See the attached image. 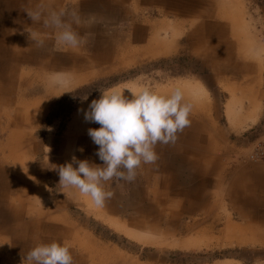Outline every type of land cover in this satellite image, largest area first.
<instances>
[{
    "label": "rangeland",
    "instance_id": "374dc122",
    "mask_svg": "<svg viewBox=\"0 0 264 264\" xmlns=\"http://www.w3.org/2000/svg\"><path fill=\"white\" fill-rule=\"evenodd\" d=\"M81 1L58 0L57 4L54 3L51 6V3H46V6L57 11L64 9L69 14L75 11L82 21L88 20L91 16L96 18V22L91 25L83 22L80 25L73 23L75 31L77 27L83 29L79 32L81 36L89 35L85 45L72 49V51L77 52L85 64H92L82 70L56 71L52 76L49 75L47 78L55 83L57 90L62 86H69V89L53 96L52 100L41 98L47 110L40 114V121L36 126H17L10 131L16 132V129L22 128L30 131L35 138L33 142L35 151H30L29 154L27 151L31 166H26V164L25 166L34 175L33 183L47 189L53 198L59 201L57 208L50 210L53 213L52 217L58 219L56 224L61 228L75 224L79 230L90 234L98 242L114 248L118 253L115 256H121L119 264H226L230 261L234 264H264V237L260 236L264 234V223L258 221V219L264 220V191L260 187L256 188V191L239 192L238 195L244 198L242 201L232 198L233 191H231L232 186L242 185L236 179L241 169L245 168L246 174L255 172L264 174V162L255 163L248 160L251 145L257 140L264 139V0H242L243 7L239 5L236 9L233 6V10L221 0H206L205 2V10L209 18L207 23L225 25L228 29L227 40L234 45L233 58L230 63L237 65L239 69L248 65L254 66L250 72L240 69L228 74L224 73L226 72L225 55L222 57V64L217 67L219 70H215L213 60L208 59L210 55H200L195 51V41L189 43L186 39L189 33L196 29L198 22L195 18H198L203 10L198 8L199 5L204 6L198 0H183L190 1L189 4L192 5L185 17L174 15L167 17L161 13L166 9H158L156 5H144V0H139L137 9L133 6L132 0L125 6L118 5L120 0L117 2L108 0L111 3L115 2L117 6L115 8L109 3L112 7L110 9L104 7L106 0H102L101 8L98 7L99 0H89L87 6H80ZM90 9H100L101 14L96 15L90 12ZM231 12L232 18L233 16L234 18L241 17L244 22V25L235 31L234 39L232 29L229 27L232 24L228 19ZM192 22L193 25H191ZM40 24L43 26V20ZM136 25H154L155 28L161 29L159 33L162 35L168 27H172L170 35H176L175 49L170 54L162 55L160 50L167 48V45L164 46L157 42L149 43L153 37L152 34H149L144 41L132 42L130 37ZM93 29L97 30L95 34L91 32ZM207 29L209 32L210 28L207 27ZM51 31V38L55 43V31L53 29ZM10 32L17 40L21 37H30L26 31L22 32L19 29H11ZM94 35L101 38L103 52L111 46L109 62L100 65L93 63L94 55L89 49V40ZM248 40L253 43L252 46H245ZM248 48L253 49V52H259L263 48L260 60L255 57L258 54L249 53ZM64 51V47L59 49L54 47L55 54ZM258 65L262 67L261 72ZM26 69L31 72L36 71L33 67H26ZM187 83L201 84L208 91L209 99H201L199 104L191 102V98L187 95H185V100L200 107L201 121L208 126L205 139L209 138L208 133H210L211 139L215 141L216 148L213 150V157L216 158L218 164L217 167L214 166L215 169L209 175L211 184L208 188L204 211L199 210L193 215V218L200 224L196 231L169 234L162 226L152 229L154 231L139 228L129 220L131 211L100 216L103 207H96L94 204L93 207L89 206L86 197L82 196L77 189L59 188V167L71 162L73 156L81 160L79 150L83 148V142L92 140L88 135V130L97 128L91 122L85 121L81 109L84 105H89L93 100L99 99L101 93L98 89L124 87V90L129 92V89L134 87H148L157 92L160 89L167 90L170 86L184 87ZM252 91L255 97L259 96L257 98L259 110L254 123L248 120L250 119L248 116L250 117L253 112L249 102ZM84 97L87 99L84 100ZM231 101L234 103L232 106L234 116L237 118L236 122L227 112ZM87 110L84 108V111ZM31 111L32 109H22L18 112H20L19 116L22 115V120H25ZM5 139H7L6 136L3 140ZM2 144L3 147L0 150L8 151V146L12 150L15 146H11L15 144L12 142ZM76 166L73 165V167ZM170 171L182 180L191 172L181 166L179 159L171 166ZM142 173L140 169L137 170L134 182L128 183L113 179L106 182L104 188L106 191L115 193L116 198L122 196L127 199L128 197L140 199L144 196L146 186L151 183L141 181ZM135 182H138L139 186L138 191L133 194ZM159 188L162 190L161 185ZM140 192L142 195L139 194ZM42 197L43 195L38 197L39 201L37 200L35 207L38 205L44 210L48 202L46 196ZM246 200L250 201L246 203ZM169 203L172 207L180 206V210L185 204L180 199L169 200ZM208 210L211 212L210 218L206 214ZM240 212L248 214L247 217L240 216ZM228 215L233 216V222L241 230L234 229L226 232ZM109 221L115 222L116 227L119 225L132 235H126L119 227L121 231H118ZM259 231L260 235H258ZM193 240H203V242L196 247H184V244ZM0 248H2L1 242ZM0 252L12 253L1 250ZM17 258H19L18 264H22V257Z\"/></svg>",
    "mask_w": 264,
    "mask_h": 264
},
{
    "label": "crops",
    "instance_id": "0c3cea01",
    "mask_svg": "<svg viewBox=\"0 0 264 264\" xmlns=\"http://www.w3.org/2000/svg\"><path fill=\"white\" fill-rule=\"evenodd\" d=\"M88 1L82 0L80 6H87ZM113 1L117 2V0ZM129 1L120 0L119 4H117L125 6ZM132 1L133 6L137 9L139 0ZM198 1L204 4V6L199 5L198 7L203 10L198 15V18H195L198 22L196 29L191 31L186 38L189 43L195 41V51L199 52L200 55H210L208 59L213 60L215 70H219L217 67H220L223 61L222 57L225 55V74L240 69L249 72L253 70L254 66L252 65L245 66L244 68L240 67L239 69L237 65L230 63V60L233 58L234 45L227 40L228 29L225 25L221 24L209 25L207 23L209 20L207 17L208 13L205 10L206 0ZM115 2L111 3L106 0L104 7L110 9L112 5L116 8ZM189 2L183 0L143 1L144 5H156L158 9H166L161 13L167 17L169 15L176 17L187 16L192 8ZM41 3L45 5L46 3H51L52 6L54 3L57 4L58 0H0V145L5 142L15 143L11 145H15L12 150L10 146H8V151L4 149L0 150V242L2 245L0 250L12 252L10 254L0 252V264H18L19 258L17 257H22V254L26 255L32 247L39 243H51L53 241H67L72 246L70 251L73 255L74 264H104L105 262L110 264L112 261H116L118 264L121 263V256H115L118 253L114 248L112 249L98 242L90 234L79 230L75 224L67 228H61L56 224L58 219L52 217L53 213L50 210L51 208H57L59 201L55 200L47 189L36 186L32 181L33 173L26 169V166H31L27 155L30 151L34 150L33 147L35 148L33 145L35 138L30 131L22 128L16 129V132H10L12 128L17 126H36L40 121V114L45 113L47 110V107L41 102V98L52 100L53 96H56L63 90L67 91L69 89V86H62L61 89L57 90L55 83L53 81L50 82L47 78L49 75L52 76L56 71L82 70L92 64H85L82 57L68 47H64V52L55 54V43L51 38V28H44L40 22L33 24L25 12L26 9L35 10ZM226 4L231 9L233 8L230 3L226 2ZM102 5L103 1L99 0L98 7L101 8ZM91 10L90 12H94L96 15L101 14L100 9ZM230 14L228 19L232 25L229 27L232 29V38L234 39L235 27L233 18L231 17L233 14L232 12ZM191 25H193V22ZM72 27L74 28L73 24ZM207 27L210 28L209 32ZM11 29H19L27 33L28 31L38 32L40 33L39 38L45 41V46L42 48L33 46L34 41H31L30 37H21L17 40L10 32ZM82 30L77 27L78 33L82 32ZM172 30V27H168L162 35L159 33L161 29L155 28L154 25H136L130 39L132 42H141L147 39L149 34H152L153 37L149 40V43L157 42L164 46L167 45V48H161L160 50L162 55H167L175 49L176 35H170V31ZM96 31L93 29L91 32L95 34ZM100 39V37L94 35L89 40V49L94 55L93 63L98 65L109 62L111 57V46L107 48L106 52H103ZM246 42L245 46L253 45L250 40ZM247 50L250 53L251 49L248 48ZM262 50H259V56H255L259 60L263 54ZM259 66L258 69L261 72L263 64L262 67ZM26 67H33L36 71H28ZM192 85L193 88H198L196 85ZM186 86L187 84L180 88L184 91L185 95L191 98V102L199 104L200 101L192 97L188 90L189 88ZM175 88L177 87L170 86L169 89H160L157 93L168 95L166 93H172ZM88 106L86 104L82 109H88ZM196 106L193 107L190 115L191 126L185 128L184 132L179 134L178 141L174 145L158 144L155 149L159 156L158 161L155 164H142L139 168L143 172L141 181L151 182L146 186L144 196H141L140 199L134 197H128L127 199L122 198V196H117L116 198V194L113 193V197L106 201L103 211L101 214L99 213L100 216L112 213L123 214L131 211L129 220L133 225L139 228L150 229V231H154L152 229H158L162 226L165 232L169 234L194 232L199 228L200 224L193 218V215L199 210L204 211L205 201L208 197V188L211 184L209 175L215 169L214 166L217 167L218 164L216 158L213 157L216 143L211 139L210 133H208L209 138L205 139V132L208 126L201 121L200 107ZM22 109L35 110L29 114V116H32V114L34 116L31 117V121H27L28 118L22 120V115L19 116L20 112L18 111ZM248 118L250 117L248 116ZM248 120L254 123L257 117L254 122L250 119ZM92 125L96 126V129L100 128V125L97 123H92ZM5 136L7 139L3 140ZM2 145L0 148L3 147ZM4 148L6 147L4 146ZM82 149L83 152L79 150L82 161L87 160L91 164L102 166V161L96 155L98 146L92 140L84 141ZM177 159H179L182 167H186L191 171L190 175L183 180L180 177L177 178L176 174L170 171L171 166L175 164ZM67 161H70V159H67ZM176 163L179 164V162ZM9 170L10 172H8ZM244 170L246 169H241L239 171L241 173L236 177L237 182H241L242 185L231 187V191H233L232 198H235L237 201L244 200L243 196L238 195L239 192L254 191L260 187L264 191V174L258 172L246 174ZM161 173L164 174L160 175ZM232 184L235 185L234 183ZM160 185L162 190L159 188ZM138 186L139 183L135 182L133 194L138 191ZM139 194L142 195L141 192ZM40 195L46 196L48 202L45 205L47 208L44 210L39 208L38 205L35 207ZM174 199H180L185 202L181 210L180 206H170L171 202L169 203V200L172 201ZM86 200L89 206H94L89 197H86ZM249 201L246 200V203ZM243 202L245 203V201ZM206 214L209 218L211 217L209 210ZM239 214L242 217H247L248 215L245 212H240ZM186 218L189 220L186 221ZM258 221H260L259 223H264L262 219H258ZM109 222L118 231H121L116 227L115 222ZM235 228H238V225L233 222V216L228 215L226 232H230ZM258 233L260 235V231ZM125 234L128 235L127 233ZM260 236L264 237V234L262 233Z\"/></svg>",
    "mask_w": 264,
    "mask_h": 264
},
{
    "label": "clouds",
    "instance_id": "9594fccd",
    "mask_svg": "<svg viewBox=\"0 0 264 264\" xmlns=\"http://www.w3.org/2000/svg\"><path fill=\"white\" fill-rule=\"evenodd\" d=\"M32 23L43 20L44 28L55 31V47L77 49L87 43L88 35L81 36L72 27L82 22H96L94 16L82 21L80 15L64 9L54 10L41 3L35 10L26 9ZM67 17V18H66ZM35 47L42 48L45 41L40 33L28 31ZM99 99L81 111L86 122L97 123L99 129L90 128L88 135L98 146L96 155L103 166L87 160L72 161L59 167V188H74L84 197H89L96 207H104L113 197L104 185L113 179L134 182L142 164H155L159 156L156 146L175 144L179 134L191 126L193 104L185 100L184 91L177 87L170 95H161L148 87L126 96L115 88L98 89ZM87 97H84L86 100ZM83 152V149H80ZM77 167H73V165ZM22 264H74L67 241L39 243L27 254H22Z\"/></svg>",
    "mask_w": 264,
    "mask_h": 264
},
{
    "label": "bare ground",
    "instance_id": "6f19581e",
    "mask_svg": "<svg viewBox=\"0 0 264 264\" xmlns=\"http://www.w3.org/2000/svg\"><path fill=\"white\" fill-rule=\"evenodd\" d=\"M225 3L227 2V3H230L232 6H235V8L236 9H238L239 8V5L241 6V8L243 7V4H241L242 3V0H223ZM240 3V4H239ZM233 10V9H232ZM241 13V12H240ZM238 20L240 21V22H238ZM233 22H234V27H235V31H237L238 29H239V27L240 26H242V25H244L243 23V18H234V16H233ZM205 27V26H204ZM251 53H253V54H258V56H259V52L257 51V52H253V49H251V51H250ZM193 85L192 84H188L187 83V88H189L188 90L190 91V93H191V95L193 96V97H195L196 99H198L199 101H201V99H208V93H207V90L203 87V86H201V84H197L196 86L198 87V88H193L192 87ZM182 87V86H181ZM142 88H139V87H134L133 89H129V92L126 90H124V89H118V91H120L121 93H123L124 95H131V93L130 92H139L140 90H141ZM252 95L249 97V102L251 103V105H250V107H251V109H252V113L250 114V120L251 121H255V118L257 117V113H258V110H259V105H258V102H257V98L259 97H255L256 95H254V91H252V93H251ZM194 99V98H193ZM233 101H231L230 102V104L228 105V113H229V115L232 117V119H234L235 120V122L237 121V118H236V116H234V108H233V106H232V104H234V103H232ZM35 110H32L31 111V113H33ZM31 117H34L33 116V114H32V116L30 115V116H28L27 118H29V120L31 121L32 120V118ZM28 120V121H29ZM239 121V120H238ZM30 173V172H29ZM28 177V176H27ZM116 225V224H115ZM230 225H232V224H230ZM118 227H119V225H118ZM117 227V228H118ZM229 227V226H228ZM119 228H121V227H119ZM235 229H237L238 231L239 230H241V229H239V227L238 228H235ZM121 230L122 231H124L125 233H127L128 235H132V234H130L128 231H126L125 229H122L121 228ZM233 231V230H232ZM242 232V231H241ZM146 237V236H145ZM139 240H141V238H138ZM146 240V239H145ZM151 240V239H150ZM155 240V239H154ZM147 241V240H146ZM200 242L202 243L203 242V240L201 241V240H196V241H190V242H188V244H186L185 246L187 247V248H192V247H196V246H198V245H200ZM119 258V257H118ZM106 259V258H105ZM78 260V259H77ZM104 264H109V263H104ZM110 264H117L116 263V261H112V262H110ZM119 264V263H118ZM227 264H234L233 262H229V263H227Z\"/></svg>",
    "mask_w": 264,
    "mask_h": 264
},
{
    "label": "built area",
    "instance_id": "2783aa9c",
    "mask_svg": "<svg viewBox=\"0 0 264 264\" xmlns=\"http://www.w3.org/2000/svg\"><path fill=\"white\" fill-rule=\"evenodd\" d=\"M248 160L255 163L264 162V139L257 140L251 145Z\"/></svg>",
    "mask_w": 264,
    "mask_h": 264
}]
</instances>
